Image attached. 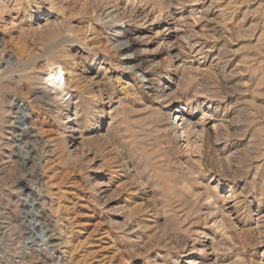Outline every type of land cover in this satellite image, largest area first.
<instances>
[{
	"label": "rangeland",
	"instance_id": "rangeland-1",
	"mask_svg": "<svg viewBox=\"0 0 264 264\" xmlns=\"http://www.w3.org/2000/svg\"><path fill=\"white\" fill-rule=\"evenodd\" d=\"M1 55L0 264H264V0H0Z\"/></svg>",
	"mask_w": 264,
	"mask_h": 264
},
{
	"label": "bare ground",
	"instance_id": "bare-ground-1",
	"mask_svg": "<svg viewBox=\"0 0 264 264\" xmlns=\"http://www.w3.org/2000/svg\"><path fill=\"white\" fill-rule=\"evenodd\" d=\"M198 14H203V11L201 10V8H197V7H195V8H192V12H191V14L189 15L190 16V18H192V19H198L199 17H201L200 15H198ZM120 35H122L123 37H124V35L125 34H123V32L121 31V34ZM126 48L128 49V50H131L132 48H133V43L132 44H129V45H127L126 46ZM2 55H3V53H2ZM1 55V57H0V61L1 60H4V58H6L5 56H2ZM6 60H7V58H6ZM10 61V60H9ZM5 62H7V61H5ZM18 64V63H17ZM21 66V65H20ZM13 67H15L14 66V64H11V63H9L8 64V66H7V70L5 71V72H3V77H2V79H1V81H0V85L2 84V82L5 80V82L7 81V79H9V77H10V75H6V73H8L10 70H11V68H13ZM1 73H2V71H1ZM10 73H11V71H10ZM13 74H15V73H13ZM16 75V74H15ZM12 78V77H11ZM14 79V78H13ZM12 80V79H11ZM21 81V80H20ZM4 82V83H5ZM9 82V81H8ZM3 83V84H4ZM17 84V83H16ZM7 85V84H6ZM2 90V89H1ZM35 90V89H34ZM57 92V91H56ZM58 93V92H57ZM8 94V93H7ZM52 93H49V91L48 90H41V89H39V90H35L34 92H33V96H34V100H36V101H40L42 104H44L45 105V102H44V100L47 98V96L48 97H50L49 95H51ZM6 95V94H5ZM9 96V95H8ZM3 98H5V99H10V97H5L4 96V94H1V91H0V100H2L3 101ZM48 99V98H47ZM13 100V99H12ZM13 102V101H12ZM11 102V103H12ZM2 102H0V104H1ZM18 104V103H17ZM47 104V103H46ZM2 105V104H1ZM0 105V106H1ZM48 105V104H47ZM166 106H169V104H167ZM1 108V107H0ZM47 108V107H46ZM48 108H50V107H48ZM3 109V108H2ZM27 109V108H26ZM172 110H174V117L173 118H176V119H172V121H170V124L167 126V137H169V136H172V138H174V139H176L177 140V138L179 139L180 137L182 138H186V131L185 130H183V128H184V126H183V124H182V120H184L185 119V117H184V106L183 105H178V107L177 108H173ZM11 111H12V109H11ZM1 113V112H0ZM30 113V112H29ZM28 112H26V114L24 115V117H23V120L25 121V120H27V119H29L30 118V114H29ZM169 115H172V112H169ZM4 116V115H3ZM7 117V116H6ZM2 118H5V117H2ZM10 119V118H9ZM7 120V119H6ZM71 120V119H70ZM7 122V121H6ZM10 122V121H9ZM1 123V122H0ZM2 123H4V121H2ZM6 124V123H5ZM8 124V123H7ZM3 125V124H2ZM12 125V124H11ZM20 129H21V127H20ZM3 130V129H2ZM2 130H0V131H2ZM169 131H170V133H169ZM2 133H4V132H2ZM22 135H24V134H22ZM29 136V135H28ZM3 145H4V142H2V140H1V138H0V166H1V164H5V158H6V155H5V151H3ZM8 145V144H7ZM29 147V146H28ZM24 148V147H23ZM30 148H34V146H32V145H30ZM27 151V150H26ZM25 151V152H26ZM14 154L16 155V156H18V157H22L21 155L22 154H20V151L18 152V151H14ZM10 158V157H9ZM7 159V158H6ZM24 159V158H23ZM26 161H29V162H32L33 161V163L35 162L34 161V159H33V157H32V155H30V156H28V157H26V160H25V162ZM28 163V162H27ZM9 171V170H8ZM5 179V178H4ZM21 183L23 184V187L24 188H29V183H27V179L26 178H21ZM7 197V196H6ZM36 204H39V202H36Z\"/></svg>",
	"mask_w": 264,
	"mask_h": 264
}]
</instances>
